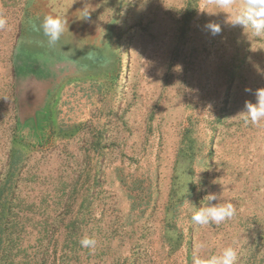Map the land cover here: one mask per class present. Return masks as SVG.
Masks as SVG:
<instances>
[{
    "label": "rangeland",
    "instance_id": "obj_1",
    "mask_svg": "<svg viewBox=\"0 0 264 264\" xmlns=\"http://www.w3.org/2000/svg\"><path fill=\"white\" fill-rule=\"evenodd\" d=\"M187 1L0 0V171L20 158L16 196L33 205L26 227L35 232L42 214L58 210L56 188L80 174L75 214L91 186L90 228L103 230L105 251L84 264H191L199 245L204 256L232 245L237 264H264V122L238 116L264 87V36L233 26L215 0H197L184 23ZM56 13L65 31L49 46L40 25ZM23 48L46 55L36 123L32 110L21 122L17 104ZM130 190L146 198L134 209ZM208 193L231 202L235 216L194 225ZM187 195L168 225V206Z\"/></svg>",
    "mask_w": 264,
    "mask_h": 264
},
{
    "label": "trees",
    "instance_id": "obj_2",
    "mask_svg": "<svg viewBox=\"0 0 264 264\" xmlns=\"http://www.w3.org/2000/svg\"><path fill=\"white\" fill-rule=\"evenodd\" d=\"M196 6L197 0L187 1L183 13L184 23L191 19ZM191 149L193 148L191 147ZM9 159V164H6L4 168L5 172L2 173L3 171H0V264H84L89 260V257H93L92 250L82 248L79 245V239L84 235L94 237L97 240V244L100 245L101 240L98 239V235L104 233L102 229L90 228L92 227L90 221H93L91 208L94 201L91 197V186H85V194L81 198L79 210L75 214H71V208L77 201V194L82 189L79 188L80 174H75L76 176L74 175V177L77 178L72 183H64L63 187L65 188L59 187L55 189L58 191L57 212L54 215L48 212L47 215L42 214L45 219L34 224L41 223L44 226L36 232L33 230L29 231L26 226L27 223L32 224L33 211L31 209H33V205L25 204L24 200L18 199L16 196L17 182L20 177L17 173L18 167H20L18 166L20 158L11 155ZM81 167L82 164L79 169ZM81 170L84 172L86 168ZM91 176L92 174H87L84 184L88 179L90 180ZM15 177L16 180H14ZM189 188L190 190L192 189L191 186ZM139 189L142 188L138 187L135 190ZM184 190H173L172 194L175 196L178 192L184 193ZM130 193L135 200L133 209L139 206L142 199H146L143 194H133V190H130ZM187 197L188 195L183 199L179 197L176 202L168 206L167 210L169 209L170 212L166 213V217L169 218V213L171 214L168 225H176V218L179 216L177 212L179 204H182ZM136 200L138 201L136 202ZM145 204L147 207V201H145ZM113 209L115 211V208ZM28 211L32 212V214H28ZM112 219L111 225H116L119 215L114 216ZM59 223L65 225L63 230L59 228ZM112 231L110 236H107V245H110L119 233L118 231L114 235L115 230ZM98 245L95 247V257L100 259L105 250H100Z\"/></svg>",
    "mask_w": 264,
    "mask_h": 264
},
{
    "label": "clouds",
    "instance_id": "obj_3",
    "mask_svg": "<svg viewBox=\"0 0 264 264\" xmlns=\"http://www.w3.org/2000/svg\"><path fill=\"white\" fill-rule=\"evenodd\" d=\"M215 2L218 8L229 14L228 22L233 26H241L244 29H249L256 36H264V0H244L238 8L234 7L233 0H215ZM88 16L89 10L84 8L82 18ZM65 23L63 17L58 13L44 16L40 27L43 35L47 37L49 46H54L61 39L65 31ZM5 24L6 21L0 19V28H3ZM206 27L213 34H219L221 31V26L218 23H209ZM255 96L256 101H246L245 110L238 116L243 118L245 122L258 125L264 122V87L258 88L255 91ZM218 199L221 200V197L216 193H208L204 198V201L208 203L192 210V223L203 227L210 223L220 225L226 220L232 219L236 214L234 205L231 202L212 203ZM79 245L82 248L93 250L97 245V240L94 237L84 235L79 239ZM203 247L204 245H199L194 248L191 264H237L239 253L234 246H226L218 254L208 256L200 254L199 249Z\"/></svg>",
    "mask_w": 264,
    "mask_h": 264
},
{
    "label": "water",
    "instance_id": "obj_4",
    "mask_svg": "<svg viewBox=\"0 0 264 264\" xmlns=\"http://www.w3.org/2000/svg\"><path fill=\"white\" fill-rule=\"evenodd\" d=\"M20 52L21 55L18 56L15 65V85L18 108L20 110V115L24 117L21 122H24L26 119L25 113L32 110L33 112L30 114V117H32L36 123L38 120L37 111L42 110L41 98L43 97H41L42 93L40 94L41 89L43 90L42 82L46 81L48 78V70L46 67L42 66V60L45 61L46 58L44 57H46V55H44L42 51H35L34 49L30 52L29 49L23 48ZM23 52H27V55L24 56L22 54ZM40 70L46 73L45 77H41L42 74Z\"/></svg>",
    "mask_w": 264,
    "mask_h": 264
}]
</instances>
